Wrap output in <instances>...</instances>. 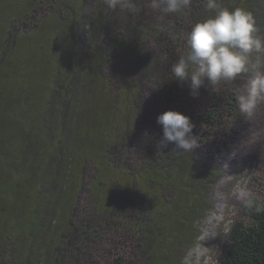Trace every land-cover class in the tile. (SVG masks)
<instances>
[{"label":"trees","instance_id":"16d2710c","mask_svg":"<svg viewBox=\"0 0 264 264\" xmlns=\"http://www.w3.org/2000/svg\"><path fill=\"white\" fill-rule=\"evenodd\" d=\"M9 2L0 32V264H106L118 235L132 240L136 260L111 264H180L220 176L199 160L219 163L264 132V101L248 116L237 99L264 61L253 67V53L251 72L205 81L192 96L170 69L191 25L213 14L208 0L171 16L150 0H135L136 12L105 0ZM218 3L250 12L264 38V0ZM78 110L90 121L75 125ZM170 110L194 125L191 153L161 143L156 119ZM241 215L248 223L230 226L216 264H264V211L241 206Z\"/></svg>","mask_w":264,"mask_h":264},{"label":"clouds","instance_id":"9594fccd","mask_svg":"<svg viewBox=\"0 0 264 264\" xmlns=\"http://www.w3.org/2000/svg\"><path fill=\"white\" fill-rule=\"evenodd\" d=\"M192 0H150L149 6L164 16L182 13ZM110 9L120 7L129 12L138 11L135 0H105ZM207 9L213 14L191 25L185 41V54L172 65L173 79L190 82V95L195 96L207 81L216 85L220 82L234 81L246 72L252 64V54L256 53L259 67L264 61V38L256 35L257 29L252 14L243 8L231 11L222 7L218 0H208ZM240 111L251 116L258 103L264 101V72H257L243 86L237 97ZM156 123L162 128V144L174 143L182 152H190L198 146L197 138L192 136L194 125L190 119L176 111H166L158 115ZM236 198L242 206L264 211L260 201L244 184L235 188ZM211 236L205 235L201 241ZM208 248L201 242L188 249L182 264H209Z\"/></svg>","mask_w":264,"mask_h":264},{"label":"rangeland","instance_id":"374dc122","mask_svg":"<svg viewBox=\"0 0 264 264\" xmlns=\"http://www.w3.org/2000/svg\"><path fill=\"white\" fill-rule=\"evenodd\" d=\"M9 1L12 0H0V32L4 28L2 16L6 11V5L10 3ZM248 72H251V69ZM17 82H21L24 86H33L30 79L19 78ZM91 100L90 98L89 101L93 104ZM94 105L98 106V103L96 102ZM89 116L86 111H74L73 123L76 125L81 119L86 120V117ZM90 119L91 116L89 121ZM71 141L70 151L72 152L75 149L76 142L75 140ZM240 145L234 147L231 154H227L219 163L210 161L211 154H207L203 160H199L200 163L207 160L205 163L208 168L220 170L219 178L216 180L210 194H207L210 207L204 210L201 218L193 220L191 227L196 230L193 235H189V237H194L192 247L201 242L202 247L208 248V256L211 258L209 264L217 263V256L227 241L230 226L235 222L248 223V220L241 215L242 204L236 198V186L239 184L246 185L260 201L264 202V132H254L246 140H243ZM90 148L89 145L86 149L91 150ZM205 235L211 237L201 241ZM108 247V251H110V255L107 257L108 260H106L108 264H111L112 258L119 255H123V258L128 261L136 260V256L131 251L134 247L132 240L123 235L112 238ZM185 253L186 251L180 256V264H182Z\"/></svg>","mask_w":264,"mask_h":264}]
</instances>
